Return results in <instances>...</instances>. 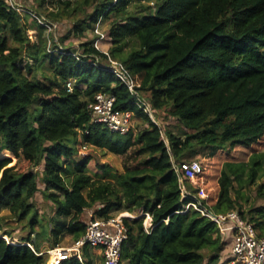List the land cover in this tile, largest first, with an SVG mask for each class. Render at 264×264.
<instances>
[{"label":"trees","instance_id":"16d2710c","mask_svg":"<svg viewBox=\"0 0 264 264\" xmlns=\"http://www.w3.org/2000/svg\"><path fill=\"white\" fill-rule=\"evenodd\" d=\"M36 3L28 8L38 17L69 22L70 28L56 36L0 0V213L9 212L0 215V264H46L39 234L49 238V247L59 245L64 232L74 242L85 231L82 215L91 209L103 218L123 211L138 215L123 219L124 264H218L227 242L209 218L192 208L180 212L187 200H181L173 163L237 147L251 153L247 160L222 162L210 207L216 213L237 210L263 234L264 206L244 208L240 200L241 188L264 176V151L257 149L264 137V0ZM103 25L111 41L108 55L137 80L157 120L163 113L176 119V131L156 124L104 67L108 55L94 45V31ZM71 35L76 45L65 42ZM97 93L113 95L116 109L131 112L136 130L119 134L93 122L88 105ZM77 144L121 157V169L111 174L97 164L102 173L89 174L92 156H80ZM39 183L53 204L46 220L34 204ZM257 195L264 197V182ZM11 222L30 228L25 243L4 237H13L5 229ZM36 224L43 234H33ZM82 257L61 264L95 263L86 245Z\"/></svg>","mask_w":264,"mask_h":264},{"label":"built area","instance_id":"2783aa9c","mask_svg":"<svg viewBox=\"0 0 264 264\" xmlns=\"http://www.w3.org/2000/svg\"><path fill=\"white\" fill-rule=\"evenodd\" d=\"M8 2L12 8L26 12L36 18L48 32L56 29L57 23L47 21L44 17H38L33 10L15 0H8ZM96 32L99 34L98 38L105 37L97 29ZM101 51L108 55L106 50ZM104 67L127 86L135 104L148 113L154 122L160 126L150 103L137 90L139 83L128 69L121 62L113 60L109 55ZM66 86L70 90L71 82H67ZM88 108L93 122L100 123L113 132L126 134L133 126L132 113L116 109L113 95L97 93ZM162 134L165 139L163 132ZM173 166L179 176L181 200H187L180 212L192 208L216 224L221 236L230 242V260L225 264H264V236H258L254 225L237 210H229L224 213L214 212L210 207L209 196L205 194L201 186H197L195 191L186 186L184 179L193 183L201 174L202 166L200 162L198 160L174 162ZM137 216V214L127 211L119 212L107 218L89 215L83 235L74 241L71 246L57 245L39 254L46 253L50 257L48 264H61L62 261L71 257H76L83 262L82 247L86 245L98 252L100 262L94 264H124L121 258V248L123 241L127 238V229L123 219ZM145 218H148L149 221L151 219L147 213H145ZM150 225V223L148 225L144 224L146 231L149 230ZM27 244L33 249L29 243Z\"/></svg>","mask_w":264,"mask_h":264},{"label":"rangeland","instance_id":"374dc122","mask_svg":"<svg viewBox=\"0 0 264 264\" xmlns=\"http://www.w3.org/2000/svg\"><path fill=\"white\" fill-rule=\"evenodd\" d=\"M19 4H22L27 7L31 6H36V0H15ZM74 1V0H73ZM70 23H60L59 25L57 24L56 29L54 30V33L56 36H62L64 35L67 30L70 28ZM97 30L101 33L105 32L106 26H98ZM94 33H97L96 30ZM30 34H34V31H30ZM87 37L91 38L93 37V34L88 31L87 32ZM74 42L75 45L78 43V39L71 35L68 39L65 40V42ZM94 44L100 49V50H108L111 41L107 37H102V38H96ZM159 124L167 126L168 129H171L173 131H176L175 127L176 125H179L177 123L176 119L169 116L165 115L164 113L161 114L160 120H158ZM139 126V125H138ZM137 123L133 122V128L136 130ZM140 128V126H139ZM78 147V154L82 157H88L92 156L90 162L88 163V166L90 168L89 174H93L94 172L102 173L100 168H98L97 164H103L107 165V168L109 169V172L114 174L116 170L121 169V157L117 155H113L110 153H107L101 149L91 147V146H82L80 144H77ZM258 151H264V137L261 140V143L257 145ZM251 151L248 150V148H242V147H237L231 151V153L227 154L225 151H217L215 155H208V151L205 152L204 155H194L193 157L189 158L190 160H198L202 166V172L201 174L193 181V184L195 186L200 187L204 190L205 194L209 196L210 198H213V201H215L216 194H217V176H218V171L220 169V166L223 161L225 160H230V161H240V160H247ZM12 162L11 165L15 162V157L11 154ZM38 170H42V166L37 167ZM95 179L98 177L95 176ZM103 180H111L109 177L103 178ZM264 182V176L259 177L255 183L249 185V186H243L241 188V192L244 193V198L240 200V202H243L244 208H247L249 205L253 204V206H264V197H260L257 195V188L258 185ZM192 183V182H191ZM235 187H238V185L235 183ZM43 188L44 185L39 183V191L36 193L34 197V204L35 207L37 208L38 211V217L43 218L42 220H46V218H49L50 216L53 215V204L51 201L47 200L44 195H43ZM245 199H247L245 201ZM9 212L7 210H2L0 215L2 216H7ZM89 215H94V210H89L88 212L85 211L84 214L82 215V220L84 222L88 221ZM146 219V220H145ZM144 219V224L148 225L150 221L148 218ZM41 224H43V227L46 228V224L41 221ZM43 227L40 226L38 228V224L34 226L33 229V234L36 233V231L41 232L43 230ZM5 229H8L12 232L13 237L10 238L8 236H4L8 241L14 242V243H23L22 239H24L26 236L30 234V228L22 225H17L15 222H11L8 227H5ZM256 230V229H255ZM257 232V231H256ZM42 233V232H41ZM0 234H2V231H0ZM43 234V233H42ZM258 234V233H257ZM32 235V233H31ZM41 237V234H39L38 239L41 243L42 249H49V238L46 236ZM258 236H264L263 234H258ZM25 243V242H24ZM73 244V239L71 236L64 232L60 238V246L63 247H68ZM229 254V253H228ZM227 253L225 254L224 258H227ZM221 259V260H224ZM50 257L47 256V263L49 262ZM230 260V259H228ZM227 260V261H228ZM220 261V260H219ZM95 262L99 263L100 258L95 256Z\"/></svg>","mask_w":264,"mask_h":264},{"label":"crops","instance_id":"0c3cea01","mask_svg":"<svg viewBox=\"0 0 264 264\" xmlns=\"http://www.w3.org/2000/svg\"><path fill=\"white\" fill-rule=\"evenodd\" d=\"M88 211L89 210H87V212ZM226 242L227 243H226V245H225V247H224V249H223V251L221 253V256H220V259H219L220 261H219L218 264H225L226 262H228L227 260L229 259V254H230V242L229 241H226ZM93 253H94L95 256H97L99 258L97 250H93ZM226 253H227V256L228 257L227 258H224ZM223 258H224V260H221Z\"/></svg>","mask_w":264,"mask_h":264},{"label":"bare ground","instance_id":"6f19581e","mask_svg":"<svg viewBox=\"0 0 264 264\" xmlns=\"http://www.w3.org/2000/svg\"><path fill=\"white\" fill-rule=\"evenodd\" d=\"M146 220V219H145ZM149 220V219H148ZM151 220V219H150ZM4 235V234H3ZM22 243V242H21Z\"/></svg>","mask_w":264,"mask_h":264}]
</instances>
